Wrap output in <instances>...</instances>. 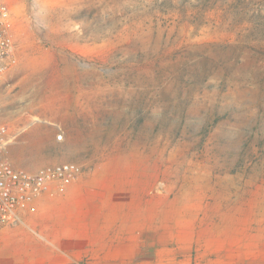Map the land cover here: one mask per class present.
I'll list each match as a JSON object with an SVG mask.
<instances>
[{
  "label": "rangeland",
  "instance_id": "1",
  "mask_svg": "<svg viewBox=\"0 0 264 264\" xmlns=\"http://www.w3.org/2000/svg\"><path fill=\"white\" fill-rule=\"evenodd\" d=\"M4 2L11 163L80 166L52 187L86 180L74 201L115 207L142 256L264 264V0Z\"/></svg>",
  "mask_w": 264,
  "mask_h": 264
},
{
  "label": "crops",
  "instance_id": "2",
  "mask_svg": "<svg viewBox=\"0 0 264 264\" xmlns=\"http://www.w3.org/2000/svg\"><path fill=\"white\" fill-rule=\"evenodd\" d=\"M86 183L51 187L23 211L20 225L0 228V264H195L171 250L142 256L147 245L138 229L124 235L109 213L115 207L74 201L71 190ZM11 244L19 245L17 256Z\"/></svg>",
  "mask_w": 264,
  "mask_h": 264
},
{
  "label": "built area",
  "instance_id": "3",
  "mask_svg": "<svg viewBox=\"0 0 264 264\" xmlns=\"http://www.w3.org/2000/svg\"><path fill=\"white\" fill-rule=\"evenodd\" d=\"M17 55L10 9L0 0V79L16 65ZM6 132L7 128L0 126V222L12 226L22 222L23 211L52 185L76 178L82 169L71 163L47 166L35 172L17 168L7 157Z\"/></svg>",
  "mask_w": 264,
  "mask_h": 264
}]
</instances>
